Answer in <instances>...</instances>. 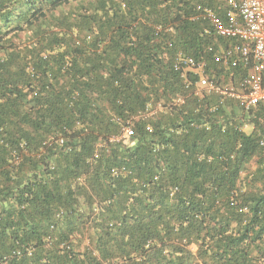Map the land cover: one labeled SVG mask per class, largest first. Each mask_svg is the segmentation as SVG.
Listing matches in <instances>:
<instances>
[{
  "label": "trees",
  "instance_id": "16d2710c",
  "mask_svg": "<svg viewBox=\"0 0 264 264\" xmlns=\"http://www.w3.org/2000/svg\"><path fill=\"white\" fill-rule=\"evenodd\" d=\"M198 4L0 0V264H264L260 110L173 68Z\"/></svg>",
  "mask_w": 264,
  "mask_h": 264
},
{
  "label": "built area",
  "instance_id": "2783aa9c",
  "mask_svg": "<svg viewBox=\"0 0 264 264\" xmlns=\"http://www.w3.org/2000/svg\"><path fill=\"white\" fill-rule=\"evenodd\" d=\"M219 1V10L198 4L191 16L194 21L204 22L200 35L211 38L204 48L207 58L177 52L173 68L182 77L188 71L196 74V94H215L220 102L231 99L246 112L258 109L264 121V0ZM209 62L212 67H208ZM183 102L184 97L178 96L173 104ZM159 109L160 103L148 105L136 118L154 115ZM247 128L251 126L245 125L246 131ZM132 135V124L126 122L119 133L106 140L126 142ZM57 141L61 144L63 138ZM103 145V142L97 144L98 147ZM260 145L264 146V140ZM116 172L114 170L113 174Z\"/></svg>",
  "mask_w": 264,
  "mask_h": 264
},
{
  "label": "rangeland",
  "instance_id": "374dc122",
  "mask_svg": "<svg viewBox=\"0 0 264 264\" xmlns=\"http://www.w3.org/2000/svg\"><path fill=\"white\" fill-rule=\"evenodd\" d=\"M250 130V128H247V131H249Z\"/></svg>",
  "mask_w": 264,
  "mask_h": 264
}]
</instances>
